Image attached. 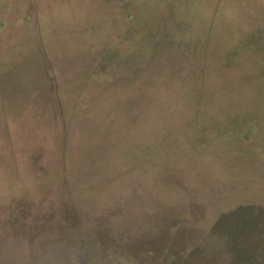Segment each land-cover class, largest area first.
<instances>
[{
  "label": "rangeland",
  "instance_id": "obj_1",
  "mask_svg": "<svg viewBox=\"0 0 264 264\" xmlns=\"http://www.w3.org/2000/svg\"><path fill=\"white\" fill-rule=\"evenodd\" d=\"M0 264H264V0H0Z\"/></svg>",
  "mask_w": 264,
  "mask_h": 264
}]
</instances>
